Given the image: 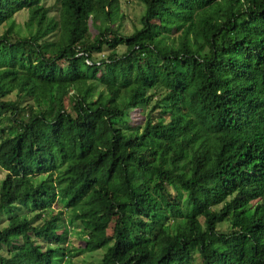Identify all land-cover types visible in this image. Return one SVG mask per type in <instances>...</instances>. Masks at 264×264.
<instances>
[{
    "label": "trees",
    "instance_id": "1",
    "mask_svg": "<svg viewBox=\"0 0 264 264\" xmlns=\"http://www.w3.org/2000/svg\"><path fill=\"white\" fill-rule=\"evenodd\" d=\"M134 1L0 0V264H264V0Z\"/></svg>",
    "mask_w": 264,
    "mask_h": 264
},
{
    "label": "rangeland",
    "instance_id": "2",
    "mask_svg": "<svg viewBox=\"0 0 264 264\" xmlns=\"http://www.w3.org/2000/svg\"><path fill=\"white\" fill-rule=\"evenodd\" d=\"M118 9L121 14V30L124 34L130 33L133 26H138L139 16L141 14V6L137 1L134 0H117ZM47 6H54V0H45ZM54 9V8H52ZM25 17L24 11H20L15 14L14 21L16 23H21ZM5 26L0 25V33L4 30ZM2 174H0V177ZM59 207L58 204L55 205ZM83 235L79 234L78 236L71 235L70 242L75 248H82L83 246ZM81 249H76L75 254L72 257L73 261H86L89 263H97L99 261L101 250H95L91 252L79 253Z\"/></svg>",
    "mask_w": 264,
    "mask_h": 264
}]
</instances>
